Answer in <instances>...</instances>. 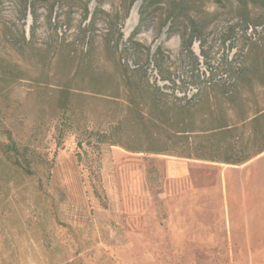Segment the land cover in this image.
Segmentation results:
<instances>
[{"label": "rangeland", "instance_id": "rangeland-1", "mask_svg": "<svg viewBox=\"0 0 264 264\" xmlns=\"http://www.w3.org/2000/svg\"><path fill=\"white\" fill-rule=\"evenodd\" d=\"M138 1L129 25V0H38L36 22L25 17L24 0H0V133L5 126L31 147L36 170L28 176L3 165L14 180L0 181V264H264V159L220 161L264 145L243 121L264 108V6L194 0L195 62L182 39L189 20L183 15L173 30L161 29L167 9L160 1L136 38L149 54L139 46L122 54L139 23ZM136 61L168 102L209 93L198 127L228 122L231 130L213 138V150L197 140L190 146L218 159L126 148L153 147L141 141L130 113L147 111L148 102H130L119 65ZM228 66L247 74L236 94ZM210 74L226 81L231 102L206 88ZM257 127L264 132V119ZM80 140L87 143L78 147Z\"/></svg>", "mask_w": 264, "mask_h": 264}, {"label": "trees", "instance_id": "trees-1", "mask_svg": "<svg viewBox=\"0 0 264 264\" xmlns=\"http://www.w3.org/2000/svg\"><path fill=\"white\" fill-rule=\"evenodd\" d=\"M138 0H129V4L126 8L125 14L127 15L131 7ZM160 1L162 5L164 4L167 9L165 20L162 24L161 29L168 26V30H173L174 21L179 19L181 16H186L189 20L190 32L188 35H182L183 45L191 55L195 62H199V57L193 54L192 46L195 40L201 41V35L199 34V30H197V18L193 14H191L194 0H142L140 9H139V23L137 27L132 31L130 35V45L123 50L122 54H133L136 53L137 46L143 47L147 54L150 52V48L143 46L136 39L140 34L142 23L145 20L146 14L149 8L156 2ZM220 1V0H219ZM243 6H247L249 3L253 5L264 6V0H238ZM25 2V17L27 14H30L33 20L36 22L38 20V9L37 3L38 0H24ZM86 12H88V6H86ZM53 12V8H51L50 13ZM95 18H92L93 23H95ZM256 27V26H255ZM250 28L248 24L246 27V31ZM118 41H120L123 35L118 33ZM202 43V42H201ZM156 65L160 71H162V52L157 51L156 53ZM134 55V54H133ZM202 58L207 63V53L205 50H201ZM120 69L122 72V76L124 78V85L129 94L130 102L136 104L137 99H143L147 104L148 102V110L144 111H136L133 109L132 119L134 126L137 128V133L142 137H146L153 147L152 148H143V147H128L132 151H146L153 152L159 154H174L177 156L187 157V158H200V159H218L215 156H207L205 154H199L197 148H194L192 145L193 141L197 140L201 148H211L214 149L212 140L220 134L228 133L231 130L230 124L226 122L223 125L212 126L208 129H201L198 127L197 123L203 120V118L199 119V110L202 105H210L211 99L209 93H207L206 98L203 99H189L186 96L176 97L174 100L164 99V97L168 96L166 92H163L157 84H151L149 80H147L148 73L147 69L136 61L135 67H131L127 63H119ZM227 76L229 80L232 77H236V83L234 86V94L238 91L237 81H245L247 78V74L245 73L244 68H236L232 69V66H228L226 70ZM139 76V78H145L147 81L145 84L134 82L132 77ZM165 79V77H163ZM207 89H221L220 93L222 95H226L228 103L232 101V92L227 87L226 81L216 79L214 74H210L208 76V80L206 81ZM234 101H236L234 99ZM206 115V114H205ZM210 117L214 115L213 111L208 113ZM264 119V108L258 109L252 116H247L243 121L250 122V133L251 140H257L260 137L264 138V132L259 131V124ZM115 133L113 132H104L103 136L109 140L112 145H122L121 142L115 140L113 137ZM84 143H87V140L78 141V147H82ZM174 142L173 148H170L167 143ZM180 146H175V145ZM172 145V144H171ZM185 145V147L183 146ZM174 147H182V150H177ZM193 149V150H192ZM193 151V152H192ZM264 152V145L260 146L253 153L245 155L243 157H227L220 159V161L228 164H244L251 160L252 158L258 156L259 154ZM34 157L30 146H20L13 137V134L8 130L5 126H3L0 133V181L5 183L8 187L11 183H13L14 178L10 179V175L4 173V169H8L13 173L19 174L24 173L28 176H33L36 173L34 169ZM5 165V168L3 167ZM2 168V169H1Z\"/></svg>", "mask_w": 264, "mask_h": 264}, {"label": "bare ground", "instance_id": "bare-ground-1", "mask_svg": "<svg viewBox=\"0 0 264 264\" xmlns=\"http://www.w3.org/2000/svg\"><path fill=\"white\" fill-rule=\"evenodd\" d=\"M139 3H136L132 9L130 19L128 21L129 25L133 24V19L137 17V11H138Z\"/></svg>", "mask_w": 264, "mask_h": 264}, {"label": "crops", "instance_id": "crops-1", "mask_svg": "<svg viewBox=\"0 0 264 264\" xmlns=\"http://www.w3.org/2000/svg\"><path fill=\"white\" fill-rule=\"evenodd\" d=\"M264 159V152L255 157L254 162Z\"/></svg>", "mask_w": 264, "mask_h": 264}, {"label": "water", "instance_id": "water-1", "mask_svg": "<svg viewBox=\"0 0 264 264\" xmlns=\"http://www.w3.org/2000/svg\"><path fill=\"white\" fill-rule=\"evenodd\" d=\"M138 2H140V1H138Z\"/></svg>", "mask_w": 264, "mask_h": 264}]
</instances>
